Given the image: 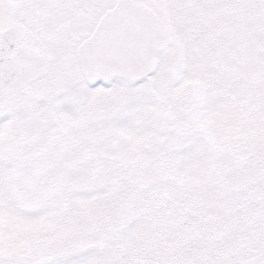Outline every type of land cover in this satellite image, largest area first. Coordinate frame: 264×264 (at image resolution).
<instances>
[{
    "label": "snow or ice",
    "instance_id": "obj_1",
    "mask_svg": "<svg viewBox=\"0 0 264 264\" xmlns=\"http://www.w3.org/2000/svg\"><path fill=\"white\" fill-rule=\"evenodd\" d=\"M0 264H264V0H0Z\"/></svg>",
    "mask_w": 264,
    "mask_h": 264
}]
</instances>
